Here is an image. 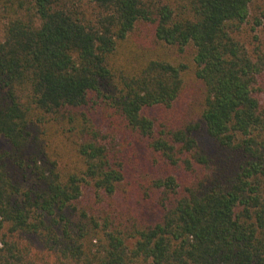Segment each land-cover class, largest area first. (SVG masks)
I'll return each mask as SVG.
<instances>
[{
  "label": "trees",
  "instance_id": "obj_1",
  "mask_svg": "<svg viewBox=\"0 0 264 264\" xmlns=\"http://www.w3.org/2000/svg\"><path fill=\"white\" fill-rule=\"evenodd\" d=\"M256 1L0 0V264H264Z\"/></svg>",
  "mask_w": 264,
  "mask_h": 264
},
{
  "label": "rangeland",
  "instance_id": "obj_2",
  "mask_svg": "<svg viewBox=\"0 0 264 264\" xmlns=\"http://www.w3.org/2000/svg\"><path fill=\"white\" fill-rule=\"evenodd\" d=\"M256 19L261 21V26L255 28ZM143 39L147 36V33L143 31L139 33ZM254 35L259 36V40L264 43V1H256L251 9V17L249 19V23L243 27L242 39L244 42L248 44H253ZM192 50H187L184 54H178L175 51L167 50L162 47H158L153 43V48L151 49V54L155 57L168 58L174 63H184L188 64L192 70H188L185 75L186 81V89L182 99L177 104L173 114V120L170 122L171 124H175L178 126H184L189 124H196L200 122L201 112H202V87L199 82L196 80L193 74V54ZM10 145L5 139H0V149H9ZM142 146L138 145V147L132 146L131 149H141ZM152 166L151 170L147 171V167L142 165L143 174L147 175H160V174H170L171 172L166 169L162 164H155L152 160L149 163V166ZM127 197V207L132 205L133 207L137 205L138 199L135 197L134 190L132 187L128 188V193H126Z\"/></svg>",
  "mask_w": 264,
  "mask_h": 264
}]
</instances>
